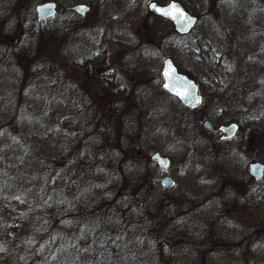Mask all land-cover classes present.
Listing matches in <instances>:
<instances>
[{
  "label": "rangeland",
  "instance_id": "obj_1",
  "mask_svg": "<svg viewBox=\"0 0 264 264\" xmlns=\"http://www.w3.org/2000/svg\"><path fill=\"white\" fill-rule=\"evenodd\" d=\"M43 1L0 0V264H264L248 172L264 163V0H180L200 15L184 37L152 0H60L40 24ZM78 2L85 17L65 10ZM166 56L200 83L198 111L160 91ZM113 78L133 91L119 116ZM205 118L240 132L223 143Z\"/></svg>",
  "mask_w": 264,
  "mask_h": 264
},
{
  "label": "water",
  "instance_id": "obj_2",
  "mask_svg": "<svg viewBox=\"0 0 264 264\" xmlns=\"http://www.w3.org/2000/svg\"><path fill=\"white\" fill-rule=\"evenodd\" d=\"M151 13L169 20L177 33L181 35L189 34L198 23V16L191 13L188 8L179 0H171L168 3H160L151 1L148 5ZM91 9V6L86 3H76L68 6L65 10H73L81 16H85ZM37 20L40 23L46 22L55 18L59 13L58 4L56 1H46L39 3L36 6ZM163 88L171 95L177 97L185 106L195 109L202 101V95L199 92V85L187 73L181 71L175 64L172 57H166L162 68ZM203 128L210 132L222 131L223 139H231L236 136L239 131V124L232 122L222 124L217 127L213 121L206 119L203 121ZM151 161L157 164L162 169H168L171 165V159L168 156L156 152L152 155ZM249 172L256 180L264 178V163L254 161L249 165ZM165 187H170L174 181L171 177H165L162 180ZM162 251L165 254L171 253L170 245L164 244Z\"/></svg>",
  "mask_w": 264,
  "mask_h": 264
},
{
  "label": "flooded vegetation",
  "instance_id": "obj_3",
  "mask_svg": "<svg viewBox=\"0 0 264 264\" xmlns=\"http://www.w3.org/2000/svg\"><path fill=\"white\" fill-rule=\"evenodd\" d=\"M158 2H160L159 0H158ZM160 3H167V2H160ZM192 12V11H191ZM193 14H195V15H197L198 16V18H199V20H198V23H199V21H200V15L199 14H197V13H195V12H192ZM78 16V15H77ZM159 19H162V20H165L164 18H162V17H158ZM198 23H197V25H198ZM197 25H196V27H197ZM195 27V28H196ZM194 28V29H195ZM194 31V30H193ZM192 31V32H193ZM102 63H106L105 62V60H104V58H103V60H99V61H97V64H102ZM176 63V62H175ZM177 65V64H176ZM178 66V68L181 70V71H183V72H185V73H187V74H189L196 82H197V84L199 85V92H200V94L202 95V101L200 102V104H199V106L197 107V108H195V109H192V108H189V107H187V106H185L177 97H175V96H173V95H171L168 91H166L164 88H163V82H164V80H163V76H162V68H161V72H160V76H161V79H162V83H161V88H160V91L161 92H163V93H166V94H168L169 96H171V97H173L174 99H176L186 110H188V112H195V111H198L199 109H200V107L202 106V104H203V102H204V96H203V93H202V90H201V85H200V83L196 80V78H194L188 71L186 72L185 70V68L184 67H182V66H179V65H177ZM162 67H163V63H162ZM183 68L185 69V70H183ZM30 69H31V67H30ZM88 73H89V75H93V73H94V64L93 63H89L88 64ZM109 81H110V83H109V85L110 86H113V93L112 94H119V95H122V97H119V99H120V101H113L114 103H111L110 105H112V106H110L109 105V108L112 110V116H119L120 115V113L121 112H116V110H115V106H118V105H120V103H126V106H129L130 104H129V101L128 100H132L131 99V93L133 92V91H131V92H129L126 96L128 97V98H126L125 97V94L128 92V91H126V87L125 88H117V85L119 84V80L117 79V78H113V79H109ZM95 85H98L100 88L102 87V84L100 83V82H98V83H95ZM98 108H100V107H98ZM113 108H114V110L115 111H113ZM127 111H128V109L126 110V111H123V114H127ZM206 119H209V118H205L204 120H206ZM203 120V121H204ZM211 120V119H210ZM212 121V120H211ZM232 122H236V123H238L237 121H235V120H231V121H228V122H221V123H215L214 122V124L217 126V127H219L220 125H222V124H229V123H232ZM239 124V123H238ZM202 127H203V122H202ZM240 129H241V125L239 124V131H238V133L236 134V136L235 137H233V138H231V139H223L222 137H223V135H224V133L222 132V131H218V132H210V131H207V132H209L210 134H212L213 135V137H219V140L221 141V142H229V141H231V140H233V139H235L237 136H238V134H239V132H240ZM126 151H129L128 149L126 150ZM156 152H159V151H156ZM156 152H154V153H156ZM153 153V154H154ZM152 154V155H153ZM162 154V153H161ZM151 155V156H152ZM163 155V154H162ZM164 156H166V155H164ZM169 157V156H168ZM170 158V157H169ZM171 159V158H170ZM254 161H258V160H251L250 162H249V164H248V172H249V165H250V163H252V162H254ZM260 161V160H259ZM156 165V164H155ZM249 175H250V177L255 181V182H260L261 180H256V179H254L252 176H251V174H250V172H249ZM141 204H143L144 205V202H142ZM160 207H163V205L162 206H160ZM162 209V208H161ZM179 217V216H178ZM179 219H180V217H179ZM178 221V220H177ZM176 222V221H175ZM172 254V250H171V253L169 254V256Z\"/></svg>",
  "mask_w": 264,
  "mask_h": 264
},
{
  "label": "trees",
  "instance_id": "obj_4",
  "mask_svg": "<svg viewBox=\"0 0 264 264\" xmlns=\"http://www.w3.org/2000/svg\"><path fill=\"white\" fill-rule=\"evenodd\" d=\"M46 1V0H45ZM58 2H60V0H58ZM151 16H153L155 19H158V20H161L162 22H166L167 23V25H169L170 27H172V25L168 22V21H166V20H162V19H159L158 17H156V16H154V15H151ZM172 29H173V27H172ZM173 32H174V29L172 30ZM175 33V32H174ZM163 36H161V35H158V41H157V45H159V43L163 40ZM183 70H185L184 68H183ZM186 72H187V70H185ZM100 117H101V115H99ZM113 124V121H112V123H111V125ZM113 126H116V123L115 124H113ZM85 181V180H84ZM133 183V182H132ZM119 194V193H118ZM117 196H119V195H117ZM117 198V197H116ZM114 200L115 199H112V201L111 202H114ZM112 209H113V207H112ZM112 211H114V209L112 210ZM92 212H90L89 214H91ZM63 218H65V216L63 217ZM63 218H61V219H55L54 221H50L49 222V224L50 225H52L51 226V228L52 229H54L55 228V226L57 225V224H59L60 222H62V220H63ZM45 223V222H44ZM43 223V224H44ZM47 225V223H45L44 224V226H46ZM49 226V225H48ZM48 231H47V235L49 236V234H50V232H52L53 230H51L50 231V228L49 229H47ZM46 231V229L44 228L41 232H42V234H40L42 237H41V239L40 240H43V238H46L45 236V232ZM69 245V244H68ZM75 254V253H74Z\"/></svg>",
  "mask_w": 264,
  "mask_h": 264
}]
</instances>
